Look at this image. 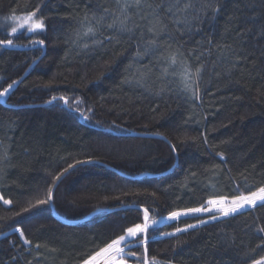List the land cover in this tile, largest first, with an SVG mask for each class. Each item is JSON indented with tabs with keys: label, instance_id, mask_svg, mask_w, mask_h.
<instances>
[{
	"label": "trees",
	"instance_id": "trees-1",
	"mask_svg": "<svg viewBox=\"0 0 264 264\" xmlns=\"http://www.w3.org/2000/svg\"><path fill=\"white\" fill-rule=\"evenodd\" d=\"M4 39L0 264H264V202L168 218L264 187V0H0Z\"/></svg>",
	"mask_w": 264,
	"mask_h": 264
},
{
	"label": "snow or ice",
	"instance_id": "snow-or-ice-1",
	"mask_svg": "<svg viewBox=\"0 0 264 264\" xmlns=\"http://www.w3.org/2000/svg\"><path fill=\"white\" fill-rule=\"evenodd\" d=\"M135 4L139 7L141 5V0H135ZM129 5H125V7H128ZM191 6V5H187ZM38 11V9H37ZM27 20L29 23L27 24V30L29 32H35L37 30H43L44 28V23H43V18H37L36 17V12H30L27 16ZM21 27H24V25H21ZM109 27H112V25H109ZM93 29L90 27L88 29V32H92ZM18 32L17 28L13 27L12 28V33L16 34ZM35 43L38 44H43V40H38L35 41ZM13 44V39H4L0 40V45H6V46H11ZM173 63H175V57L172 58ZM199 69H197V73H199ZM9 88H11V85H9ZM8 89H5L4 91L0 92V96H4L7 93ZM55 99V97H53ZM63 99V97H61ZM83 115V114H82ZM87 119V117H85ZM79 163V162H78ZM69 167H72L71 165ZM56 179H59V176L56 177ZM46 199H38L36 205H32V207H36L37 205L40 204H46L48 201H50L52 197V190L49 189L47 194ZM0 199H3V197H0ZM257 201L264 202V187H260L257 191H253L250 194H238L234 199L230 201V206L229 207H220V211L222 212L223 215L227 216L229 213H235L238 209L244 208L245 206H255ZM3 203L5 205L11 204L10 200H3ZM209 205H223L224 201L223 200H209L207 202ZM28 208L23 209V211H28ZM206 211H211L210 208H205L203 206L201 207H195V208H190L185 210L184 212H179V211H174L170 214L168 217L169 219H177L181 215H187L188 213H201V212H206ZM144 219L145 223L144 224H135V226L128 227L126 229V235L128 238H135L138 235H141V241L140 243H143L146 245L147 243V231L149 228V225L147 224L148 220V211L145 210L144 212ZM215 219V217H213ZM203 222V221H202ZM155 223V222H153ZM188 227H194L193 225H189ZM16 231L20 232L21 237H23V232L17 228ZM177 232L182 231V229L177 228ZM264 231V229H262ZM166 235H172L171 233H166ZM25 243H29L28 240L24 241ZM132 241L130 239H126L125 235H120L117 239L112 240L111 242L107 243L105 247H102L99 249V251L96 252L94 256H92L90 259L85 260L84 264H93L94 261L97 260L98 257H105V264H123V259H117L118 256L124 253L125 247H127L129 244H131ZM124 245L122 247L121 245ZM39 247V245H37ZM146 251V249H145ZM145 264H147V261H145ZM255 264H261V261H256Z\"/></svg>",
	"mask_w": 264,
	"mask_h": 264
},
{
	"label": "rangeland",
	"instance_id": "rangeland-1",
	"mask_svg": "<svg viewBox=\"0 0 264 264\" xmlns=\"http://www.w3.org/2000/svg\"><path fill=\"white\" fill-rule=\"evenodd\" d=\"M37 17V16H36ZM38 18V17H37ZM20 26L21 25H24L25 27H27V24L29 23V21L27 20V16L26 17H23L22 19H21V21H20ZM217 201H219V200H217ZM223 201H224V203H223V205H209L208 203H206V205L205 206H203V207H205V208H210L211 209V211H206V212H201V213H198V214H202V213H217L218 214V217L217 218H224L225 217V215H223L222 214V212L219 210L220 209V207H229L230 206V200H227V201H225L224 199H223ZM259 203H262L261 201H257V203L256 204H259ZM252 207H254V206H245L244 208H241V209H238L236 212H238V211H242V210H245L246 208H252ZM235 212V213H236ZM234 213H229V215H233ZM187 215H192V213H188ZM229 215H227V216H229ZM122 246V245H121ZM123 247V246H122ZM127 247H125V249H126ZM125 251V250H124ZM122 255V254H121ZM120 255V256H121ZM120 256H118L117 257V259H121V257ZM105 257H98L97 258V260L96 261H94L93 262V264H105Z\"/></svg>",
	"mask_w": 264,
	"mask_h": 264
},
{
	"label": "water",
	"instance_id": "water-1",
	"mask_svg": "<svg viewBox=\"0 0 264 264\" xmlns=\"http://www.w3.org/2000/svg\"><path fill=\"white\" fill-rule=\"evenodd\" d=\"M36 46H39V47H42V45L41 44H36ZM25 77V75L23 76V77H21L20 79H19V81H17V82H15V84H13V85H11V88H9V87H7L6 89H8V91H7V93L4 95V96H2L1 97V100H0V102H2V104H5L6 102H5V100H6V98L15 90V88L19 85V83L22 81V79ZM144 136V135H143ZM145 136H148V137H153V138H161V139H163V140H165V138H163V137H161V136H159V135H156V136H152V135H145ZM144 136V137H145ZM66 175V172L65 173H63L62 174V177H64ZM62 177H60L57 181H56V183L53 185L54 187H53V189H52V192H53V190L55 189V187L57 186L56 184L62 179ZM51 201V200H50ZM63 221H67V220H63ZM68 222V221H67ZM70 223H72V222H70ZM144 256H145V261H147V256H146V253H144Z\"/></svg>",
	"mask_w": 264,
	"mask_h": 264
},
{
	"label": "built area",
	"instance_id": "built-area-1",
	"mask_svg": "<svg viewBox=\"0 0 264 264\" xmlns=\"http://www.w3.org/2000/svg\"><path fill=\"white\" fill-rule=\"evenodd\" d=\"M225 201H227V200L225 199Z\"/></svg>",
	"mask_w": 264,
	"mask_h": 264
}]
</instances>
